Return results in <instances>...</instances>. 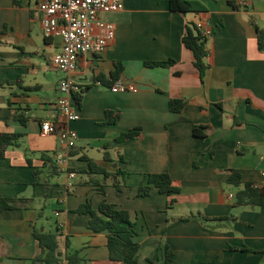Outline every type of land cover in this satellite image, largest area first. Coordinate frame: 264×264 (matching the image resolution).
Masks as SVG:
<instances>
[{
  "label": "crops",
  "instance_id": "crops-1",
  "mask_svg": "<svg viewBox=\"0 0 264 264\" xmlns=\"http://www.w3.org/2000/svg\"><path fill=\"white\" fill-rule=\"evenodd\" d=\"M187 1L203 8L182 13L170 0H131L100 16L115 38L102 54L79 60L80 119L70 124L78 141L65 148L42 132L57 120L63 97V74L52 64L63 42L45 37L39 0H0V132L23 135L21 147L0 159V197L18 205L0 213V264H45L35 262L43 252L35 229L58 234L59 264L75 253L76 264H121L110 259L108 233H94L91 216L77 213L104 201L130 213L140 264H165L166 246L178 264H264V205L235 207L237 189L228 182L238 170L244 183L264 188V52L257 39L264 0ZM188 28L212 31L204 80L183 44ZM169 60L170 67L146 64ZM116 63L124 67L120 81L134 90L112 91ZM178 99L185 108L173 113L169 103ZM109 110L120 112L113 125L105 124ZM194 127L205 128L204 139L194 137ZM136 128L137 138L117 141ZM43 154L57 161L59 175ZM90 161L108 174L127 173L120 190ZM160 173L180 193L153 189L139 197L144 177Z\"/></svg>",
  "mask_w": 264,
  "mask_h": 264
},
{
  "label": "trees",
  "instance_id": "trees-1",
  "mask_svg": "<svg viewBox=\"0 0 264 264\" xmlns=\"http://www.w3.org/2000/svg\"><path fill=\"white\" fill-rule=\"evenodd\" d=\"M232 5L234 3L231 2ZM170 8L176 12H192L199 11L203 7L194 1L187 0H170ZM258 48L261 52H264V28H258L257 30ZM183 44L194 54V66L199 72L201 80H204L208 65L206 58L209 55L207 49V39L202 37L201 33L196 30V33L188 28L187 34L183 39ZM150 67H170L174 64L173 60L166 62H154L146 63ZM124 67L121 63L115 64V70L112 72V83H116L122 77ZM77 102L80 99L77 97V93L74 94ZM186 102L183 100H171L169 107L173 113H181L185 108ZM22 113L15 115V120L22 124L27 123V119L23 118ZM120 118L119 111H107L106 122L107 125H113L117 123ZM141 133L140 128H136L121 134L118 138V142H124L127 140L137 138ZM193 135L196 139L205 138L204 127H194ZM23 135L21 134H8L0 132V159L5 158L6 153L11 148H19L22 145ZM108 159V154L106 155ZM43 159L46 162V166L51 169V175H59L56 163L57 161L50 157L48 154H43ZM29 160V164H30ZM90 167L93 172L104 173L107 177L115 179V186L120 190L121 186L125 183L124 178L128 176L127 173L118 172L116 174H108L101 168H98L92 161H90ZM39 172L34 173V186L38 184ZM119 177H122L119 179ZM229 184L237 189L235 194V207L239 206H263L264 205V188H259L251 183H244L243 177L240 171L232 170L228 179ZM153 189H157L161 194L168 196H174L180 193V189L174 185L173 179L168 173L149 174L144 177L142 184L139 187L138 196L147 197L151 194ZM17 202L0 197V213L6 210L17 209ZM77 213L87 214L91 216L89 221V228L94 233H108V249L109 256L112 261L119 262L121 264H140L139 262V245L134 242V234L132 231V222L130 219V213L126 210L117 208L115 205L104 201L101 203L98 210H94L90 203L82 205ZM234 219V218H233ZM34 236L39 242L43 252L35 262H44L45 264H59L60 260L57 256V250L59 248L58 234L57 233H44L40 229L34 230ZM78 257V253L68 258V264L74 263V258ZM164 262L165 264H178L175 259V253L173 250L166 246L164 249Z\"/></svg>",
  "mask_w": 264,
  "mask_h": 264
},
{
  "label": "built area",
  "instance_id": "built-area-1",
  "mask_svg": "<svg viewBox=\"0 0 264 264\" xmlns=\"http://www.w3.org/2000/svg\"><path fill=\"white\" fill-rule=\"evenodd\" d=\"M128 1L131 0H39L37 11L45 37L60 38L63 42L61 51L52 58L54 68L63 74L59 83L63 97L56 103L57 120L45 122L42 132L47 136L56 134L65 148L74 147L78 141L70 124L80 119L74 103V94L79 92L74 78L79 60L89 53L105 52L115 38V27L101 21L100 16L122 11ZM198 32L206 39L212 36L209 29H198ZM128 90L134 88L120 80L112 87L115 93ZM75 176L69 173L70 178ZM68 186L72 188L71 184Z\"/></svg>",
  "mask_w": 264,
  "mask_h": 264
}]
</instances>
